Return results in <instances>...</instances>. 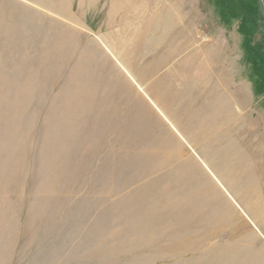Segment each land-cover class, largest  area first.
<instances>
[{
  "label": "rangeland",
  "instance_id": "374dc122",
  "mask_svg": "<svg viewBox=\"0 0 264 264\" xmlns=\"http://www.w3.org/2000/svg\"><path fill=\"white\" fill-rule=\"evenodd\" d=\"M0 264H264V0H0Z\"/></svg>",
  "mask_w": 264,
  "mask_h": 264
}]
</instances>
